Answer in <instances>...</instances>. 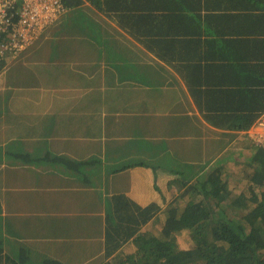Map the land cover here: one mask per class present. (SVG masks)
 <instances>
[{"label": "crops", "instance_id": "1", "mask_svg": "<svg viewBox=\"0 0 264 264\" xmlns=\"http://www.w3.org/2000/svg\"><path fill=\"white\" fill-rule=\"evenodd\" d=\"M76 24L87 27L81 26V33L93 47L73 49L74 58L60 64L62 73L51 76L40 62L42 73L33 74L27 63L43 41L61 25L74 26L79 34ZM245 39L246 46L237 43ZM258 62L264 66V0H138L131 20L89 0L67 8L1 69L2 76L15 72V79L53 82L54 76L50 85L56 89L34 100L24 97L44 104L40 111H18L16 98L7 102L6 112L0 109V119L6 117L0 124V264L32 256L40 263L55 258L65 264H102L108 247L107 198L125 194L143 206L156 201L164 207L162 198H169L168 185L176 175L165 169L166 161L187 162L199 152L204 164L202 152L212 149L224 131L206 121L204 102L183 70L205 72L206 78L197 79L205 86L215 78L211 69L246 71ZM21 126L27 130L11 132ZM121 138H132L134 150L126 152ZM123 158H130L123 167L114 164ZM92 161L102 174L77 177L74 168ZM102 187L109 193L99 196Z\"/></svg>", "mask_w": 264, "mask_h": 264}, {"label": "trees", "instance_id": "2", "mask_svg": "<svg viewBox=\"0 0 264 264\" xmlns=\"http://www.w3.org/2000/svg\"><path fill=\"white\" fill-rule=\"evenodd\" d=\"M89 1L102 10L110 5L121 19L131 20L138 9V0ZM63 3L72 8L80 6L83 0H63ZM240 42L246 46V39L237 40ZM4 64V58H0V70ZM225 66L231 67L228 63ZM213 67L214 64L208 68ZM183 73L188 84H192L194 95H200V103L204 102L206 121L224 130L214 138L217 144L212 142V149H208L209 143L204 144L209 152L215 151V159L207 158L205 150L204 164L200 163L198 152L186 166L171 167L179 177L174 184L181 191L164 207L156 201L143 206L125 194L107 198V261L102 264H264V147L249 135L264 112L263 63L248 66L246 71L211 69L215 78L207 79L205 86L198 82L207 77L203 76L205 72L201 75L194 69H184ZM233 131H245V139L250 142L245 167L236 173L225 169L227 157L219 154L226 148L225 143L237 135ZM230 176L235 180L230 181ZM162 201L165 203L166 197ZM162 213L164 218L159 221L157 216ZM152 219L157 224L156 230L144 228ZM183 232L187 233L185 245L178 238ZM8 263L22 264L17 259ZM43 264L65 263L47 258Z\"/></svg>", "mask_w": 264, "mask_h": 264}, {"label": "rangeland", "instance_id": "3", "mask_svg": "<svg viewBox=\"0 0 264 264\" xmlns=\"http://www.w3.org/2000/svg\"><path fill=\"white\" fill-rule=\"evenodd\" d=\"M79 26V34L74 30V26L70 27L69 25L66 27H63L62 25L59 28H56L55 32H53L55 35L53 38L50 39H46L43 41L42 45H41V50L39 49V52L33 54V56H31V58H33L32 60H28L27 64H31V68L33 70V74H37V73H42V70L38 67L40 66V62H44V67L45 69L48 71V73L52 76L55 74H59L64 72L62 66L60 65L63 61V59H67V58H74V54H73V49H80L81 47L87 48L88 44L90 43L91 48L93 47V41L89 40L87 38V35H82L81 33V26L87 28L84 24H76ZM51 43V44H50ZM50 44V45H49ZM49 45L48 51L46 52L47 46ZM20 58V57H19ZM19 58L15 59V61H18ZM25 58L24 55L23 57H21V59ZM14 59V57L9 56L4 58L5 62H12ZM26 60H23V62H25ZM33 62V63H32ZM12 64V63H10ZM4 69V68H2ZM1 70H0V109L3 110V112H6L8 110V103L11 105V103L15 100L16 98V102L18 101V111H24V112H37L41 110V107H43L42 104L41 106L36 104L39 101L35 100L33 102H26V100L24 99V97H28L31 100H34L35 97L40 96V95H48V94H52L51 90H55L56 86H51L50 84H53L54 81H56V77L53 76V82H40V81H36L35 79H27V78H18L15 79V77L13 76V74L15 72H13V74L11 73V71L6 74L3 75L1 74ZM67 74V73H66ZM3 84H6L4 86H2ZM39 85V86H38ZM45 85H50L48 87L50 88H45ZM8 102V103H7ZM56 102H53L52 105V110L56 111L58 109L57 104H55ZM26 105H30V106H26ZM51 107V104H50ZM11 113H13L11 111ZM18 115V114H17ZM6 117H2L0 119V124H3L6 122ZM23 120V119H21ZM40 120L39 117H35V121ZM33 121V120H32ZM32 121H29L30 124L32 125ZM29 127H31L29 125ZM26 131L27 129L23 128V126L20 127V129L16 132V130L14 128H12L11 132L17 134L19 131ZM245 134H241V135H236L233 137V139L227 143H225V149L223 150V152L221 151L219 154H224L225 157H227V159L225 160L226 162V170L229 171L230 173H236L238 171H241L244 167H245V163H246V159L247 156L250 154V142L247 141V139H245ZM145 140H142L141 142H135L136 144V148H140L143 144ZM124 145L123 148L124 150L127 151H131L134 150V142L133 139L131 138L130 140H126L121 138V141ZM23 141H20L19 144H22ZM48 145V144H47ZM46 145V146H47ZM137 151V149H136ZM135 151V152H136ZM1 153V152H0ZM207 153V158L215 157V151H211L209 152L208 150H206ZM167 155H169V152H166ZM218 154V155H219ZM229 155V156H228ZM123 157H126L125 154L122 153ZM217 156V155H216ZM130 158L126 159L123 158V160H115L116 162L114 163L115 165H119L120 167H123V165L127 162V160H129ZM168 160V159H167ZM103 161V160H102ZM190 160H188L187 162H189ZM169 166H165L167 168H165L166 170L170 171V173L172 172V169L170 170L171 167H173L174 169L179 168V164H184L187 162H184L182 160H175V159H170L168 161H166ZM199 162V161H198ZM80 164H83L82 169H80ZM75 169V174L77 177H82V178H92L90 174H92V172L95 174H102V172L99 171H95L98 170L97 165H96V161H92V163H80ZM90 164H92V166H89ZM104 164V163H103ZM213 164V163H212ZM109 165V164H108ZM246 168L248 170L251 171V168L248 167L246 165ZM89 169H91L92 171H89ZM96 174V175H97ZM247 174V172L245 173ZM98 177H100L99 175H97ZM231 177V176H230ZM179 177L177 175H173L172 174V179L170 181V187L168 188L167 194L169 196V198H167V201L165 202L168 203L169 201H172L173 199L176 198V195L181 191L178 189V187L176 185L178 184H174V180H177ZM235 177H231L230 181H234ZM241 185L244 186L245 182L242 181ZM1 187V186H0ZM183 189V188H182ZM105 190L108 191L109 193V187H106V189L104 187L101 188V190L99 191V196H101V193H105ZM241 189L239 188L237 191H240ZM39 192V191H37ZM2 194L0 193V199L2 198ZM69 197H67L68 199ZM83 207V206H82ZM87 208V207H85ZM82 209V208H81ZM84 218H80L79 216V220L83 219V220H88L91 217L89 216H83ZM159 221H161L164 216L163 213L157 216ZM156 220V219H155ZM158 221V222H159ZM1 223V221H0ZM144 228H148L149 230H156L157 228V224L154 222V220L152 219L149 223H147V225H145ZM85 232H88L87 230ZM186 235L187 233H181L179 234L178 238L180 240L181 243H183L184 245L186 244ZM22 262V264H43L40 263L39 260L37 259V257H27L26 259L21 260L20 259V263Z\"/></svg>", "mask_w": 264, "mask_h": 264}, {"label": "built area", "instance_id": "4", "mask_svg": "<svg viewBox=\"0 0 264 264\" xmlns=\"http://www.w3.org/2000/svg\"><path fill=\"white\" fill-rule=\"evenodd\" d=\"M66 11L63 0H0V58L17 57ZM249 135L264 147V112Z\"/></svg>", "mask_w": 264, "mask_h": 264}]
</instances>
